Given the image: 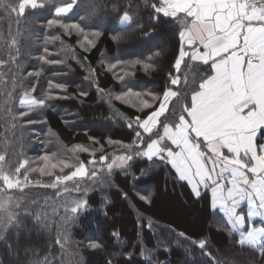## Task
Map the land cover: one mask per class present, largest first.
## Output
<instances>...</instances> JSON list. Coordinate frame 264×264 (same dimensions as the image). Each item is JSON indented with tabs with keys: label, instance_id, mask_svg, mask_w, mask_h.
<instances>
[{
	"label": "snow or ice",
	"instance_id": "obj_1",
	"mask_svg": "<svg viewBox=\"0 0 264 264\" xmlns=\"http://www.w3.org/2000/svg\"><path fill=\"white\" fill-rule=\"evenodd\" d=\"M77 6L78 0H0V18L9 21L7 35L0 29V53L6 52V58L0 55V240L6 241L13 231L20 235L25 217H32L37 230L48 227L46 207L36 199L29 200V188H52L58 197L81 191L86 195L87 189L82 188L85 182L103 184L107 181L105 169L111 176L114 169L126 170L134 158H142L170 165L177 179L186 182L197 198L201 189L209 191L211 208L223 213L229 236L238 233L233 245L256 250L264 257V0H153L151 8L157 16L162 14L179 25V51L160 94L135 90L125 80L129 73L116 77L126 91L115 99L143 112L134 118L138 130L133 143L123 145L127 151L112 158L106 154L97 157V151L104 152L103 146L96 149L74 144L31 158L24 153L22 143L17 150L15 130L39 122L32 113L48 107L49 100L67 99L51 89L66 93L68 86L49 80V91L41 98L34 95L37 84H25V80L39 77L41 72H24L20 62L22 33L19 27L13 33L11 22L19 25L30 11L34 14L48 7L53 17L47 20L48 27L63 29L65 34L75 30L87 50L95 47V38L102 32L65 21ZM131 7V3L127 8L114 5L122 27L133 23ZM96 10L93 4L89 15H95ZM122 38L123 32L113 36L114 40ZM57 39L56 35L45 36L46 43ZM43 51L46 55L39 56L42 63H62L47 59L51 55L47 47ZM122 63L109 62L108 67L115 69ZM128 63L145 70L153 67L141 60ZM79 94L88 95L84 91ZM89 140L99 143L94 137ZM108 143L120 142L109 139ZM83 153L90 157L87 161L81 159ZM37 176L49 180L34 179ZM139 198L150 202L145 195ZM87 206L83 198L65 199L61 219L75 222ZM179 236L210 257L211 264H237L228 253L213 255L205 238L192 239L184 232ZM55 243L66 251L68 236L59 233ZM89 248L103 251L104 246L90 242ZM8 251H13L11 244ZM24 254L26 264H52L50 250L41 258L35 248L26 246ZM141 256L150 261L152 252L142 249ZM107 264L113 261L109 259Z\"/></svg>",
	"mask_w": 264,
	"mask_h": 264
},
{
	"label": "trees",
	"instance_id": "obj_2",
	"mask_svg": "<svg viewBox=\"0 0 264 264\" xmlns=\"http://www.w3.org/2000/svg\"><path fill=\"white\" fill-rule=\"evenodd\" d=\"M152 2L78 0V6L64 18L65 21L80 22L88 31L102 32L95 38V47L87 50L81 44L83 37L75 30L65 34L63 29L48 27L47 20L53 18L48 7L38 9L34 14L30 11L19 25L15 20L11 22L13 33L17 27L22 33L20 62L24 72H41L39 77L25 80V84H37L34 95L43 97L49 91V80L68 86L66 93L51 89L55 94L67 95V99L49 100L48 107L32 113L39 122L15 130L17 150L22 143L24 153L31 158L74 144L96 149L103 146L104 152L97 151V157L106 154L112 158L127 151L123 145H131L138 130L134 118L142 116L143 112L130 103L115 99L116 95L126 91L123 82L116 77L129 73L125 80L135 90L160 94L167 86L169 71L179 51V25L162 14L157 16L151 8ZM129 3L133 23L122 27L114 5L127 8ZM93 4L97 6L96 13L89 15ZM82 16L87 18L82 21ZM8 28L9 21L0 18V29L5 35ZM121 32L123 38L114 40L113 36ZM47 35H56L59 39L46 43ZM45 47L51 53L47 59L62 63H42L39 56L46 55ZM0 55L6 58V52ZM117 60L124 63L109 69L108 63ZM134 60L151 63L153 67L147 70L141 65L133 67L128 62ZM81 91L88 95L81 96ZM188 99L190 102V97ZM89 137L99 143L93 144ZM109 139L120 143L109 144ZM80 157L84 161L90 158L86 153ZM142 170L144 175H141ZM104 175L107 181L103 184L88 181L82 185L87 189L86 195L81 191L58 197L52 188H29V200L36 199L38 204L46 207L48 227L37 230L32 217H25L20 235L13 231L6 241L0 240V261L26 264L24 248L31 246L41 258L49 255L50 250L52 264H61V261L64 264H107L109 259L113 264H211L210 257L201 255L198 248L191 246L190 240L179 236L184 232L192 239H207L213 255L228 253L230 258L234 256L237 264H264V257L258 251L233 245V238L238 236L234 233L230 237L225 230V219L211 211L210 192L202 190L201 196L195 197L187 183L177 179L170 165L134 158L126 170L114 169L108 176L105 169ZM34 179L49 180L38 176ZM140 195L147 196L150 202L141 200ZM74 198L87 200V210L75 222L65 223L61 219L64 216L62 205L65 199ZM61 232L68 236L66 251L55 243ZM90 242L102 243L103 251L91 250ZM9 244L13 246L12 252L8 251ZM142 249L152 252L150 261L141 256Z\"/></svg>",
	"mask_w": 264,
	"mask_h": 264
},
{
	"label": "crops",
	"instance_id": "obj_3",
	"mask_svg": "<svg viewBox=\"0 0 264 264\" xmlns=\"http://www.w3.org/2000/svg\"><path fill=\"white\" fill-rule=\"evenodd\" d=\"M261 142H264V139H262ZM201 190H204V189H201ZM210 209H211V211L217 212V213H219L220 215H222V217H223V218L225 219V221H226V218L224 217L223 213L219 211V209L213 210V209L211 208V193H210ZM235 234L238 236V233H235Z\"/></svg>",
	"mask_w": 264,
	"mask_h": 264
},
{
	"label": "rangeland",
	"instance_id": "obj_4",
	"mask_svg": "<svg viewBox=\"0 0 264 264\" xmlns=\"http://www.w3.org/2000/svg\"><path fill=\"white\" fill-rule=\"evenodd\" d=\"M202 191V190H201Z\"/></svg>",
	"mask_w": 264,
	"mask_h": 264
}]
</instances>
